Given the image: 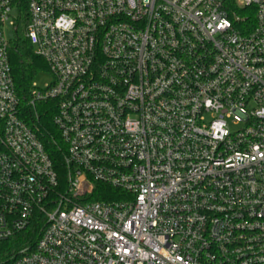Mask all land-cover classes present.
Here are the masks:
<instances>
[{"label": "built area", "instance_id": "built-area-1", "mask_svg": "<svg viewBox=\"0 0 264 264\" xmlns=\"http://www.w3.org/2000/svg\"><path fill=\"white\" fill-rule=\"evenodd\" d=\"M27 1L62 165L0 0V243L38 238L10 264H264V0Z\"/></svg>", "mask_w": 264, "mask_h": 264}, {"label": "trees", "instance_id": "trees-1", "mask_svg": "<svg viewBox=\"0 0 264 264\" xmlns=\"http://www.w3.org/2000/svg\"><path fill=\"white\" fill-rule=\"evenodd\" d=\"M17 11L20 16V28L16 33V38L12 42L10 52V63L16 90L22 100V108L29 121L38 128L41 138L51 149L52 153L62 165V155L58 150L60 138L53 123L56 109L53 104H38L36 108L28 106L31 99V91L35 78L41 72H47L48 66L41 56H39L24 36V25L28 22V1L15 0ZM245 16V13H241ZM61 172H63L61 170ZM100 194L92 197L93 201L113 202L119 200L118 190L109 187H98ZM105 192L104 194H101ZM37 236L35 231L23 232L16 237L0 243V264H10L18 251L27 245L34 244ZM33 240V241H32Z\"/></svg>", "mask_w": 264, "mask_h": 264}, {"label": "rangeland", "instance_id": "rangeland-1", "mask_svg": "<svg viewBox=\"0 0 264 264\" xmlns=\"http://www.w3.org/2000/svg\"><path fill=\"white\" fill-rule=\"evenodd\" d=\"M14 15H15V17H17L18 16V12L15 11ZM4 30H5L6 35H7V37L9 39L15 40L16 35H15V32H14V30H13L12 27H10L9 25H7L4 28ZM51 79H52V76L49 73H47V72H41L35 78L34 83L39 88H45V86L50 83ZM232 129H234V128H232Z\"/></svg>", "mask_w": 264, "mask_h": 264}]
</instances>
